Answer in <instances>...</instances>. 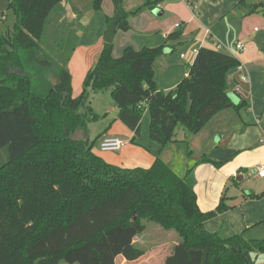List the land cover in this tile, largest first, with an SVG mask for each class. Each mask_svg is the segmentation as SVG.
I'll list each match as a JSON object with an SVG mask.
<instances>
[{
  "label": "trees",
  "instance_id": "16d2710c",
  "mask_svg": "<svg viewBox=\"0 0 264 264\" xmlns=\"http://www.w3.org/2000/svg\"><path fill=\"white\" fill-rule=\"evenodd\" d=\"M63 2L11 0L16 22L0 33V150H9V161L0 164V264L136 262L145 254L134 243L147 230L143 221L178 234L181 242L165 264H256L264 254V221L241 233L228 225L209 232L206 222L229 207L222 201L214 212L199 209L196 166L182 178L160 159L149 169L108 164L94 153L87 129L100 119L91 94L110 91L118 120L135 138L147 109L150 138L160 146L174 141L179 125L197 136L232 107L229 78L239 61L202 48L190 78L166 92L156 86L155 68L167 44L182 40L181 29L166 45L128 46L119 58L106 44L73 98L68 65L84 31L80 21L87 10L100 11L104 0L83 11L74 6V21L64 18ZM112 2L121 17L117 30L129 32V20L159 1L131 12L125 0ZM256 13L264 14V3L250 7ZM69 38L75 40L70 46ZM50 74L58 78L55 87L47 82Z\"/></svg>",
  "mask_w": 264,
  "mask_h": 264
},
{
  "label": "crops",
  "instance_id": "0c3cea01",
  "mask_svg": "<svg viewBox=\"0 0 264 264\" xmlns=\"http://www.w3.org/2000/svg\"><path fill=\"white\" fill-rule=\"evenodd\" d=\"M140 1L142 6L147 2H159L154 9H145L132 17L129 20V32L121 31L123 39L126 38V42L119 47L122 54L128 46L141 50L166 45L170 34L183 29L182 40L168 43L164 54L157 61L155 82L159 90L172 91L190 78L191 68L197 58L193 54L194 49L216 50L212 43L206 41V30H210L226 47L224 51H216L237 59L241 69H236L229 78L228 97L232 107L217 114L197 136L188 134L182 127L181 138L175 137L173 142L162 147L151 140L150 133L142 134L143 122L148 125L151 123L148 109L137 138L122 122L114 120L100 141L104 137H117L129 144L120 151L123 153L120 159L111 164L125 169H149L160 159L173 170L177 167L179 172L176 174L182 178L190 166H196L193 181L199 209L204 213L214 212L222 201L229 207L225 213L206 222L209 232L215 233L222 225H228L234 233H241L262 223L264 180L257 178L255 173L264 165V14H250V7L255 4L249 0ZM126 3L125 0V10L133 11L126 8ZM63 6L66 7L65 0ZM114 9L113 16L98 14V27L94 35H90L89 29L82 24L84 17L80 21L84 31L79 32L80 42L68 65L72 75L73 98L82 93L83 87L80 88V85L84 84L88 72L94 68L106 46L109 19L117 16L115 6ZM69 18L75 20L76 15L72 14ZM136 22H142L138 30ZM237 41L245 42L247 49L235 56L233 45ZM182 55H185V59L181 58ZM113 56L119 58L114 55V50ZM186 73H189L188 78H185ZM244 76H248V81H242ZM47 82L55 87L58 78L50 74ZM175 148L185 155L180 166L171 161L170 152ZM203 159L210 162H201ZM215 163L222 165L217 166ZM246 179H253L255 186L242 187ZM246 189L250 192L246 193ZM139 239L136 238L134 243ZM145 256L146 253L134 263L141 262ZM120 258H117V264ZM256 264H264V254L258 255Z\"/></svg>",
  "mask_w": 264,
  "mask_h": 264
},
{
  "label": "rangeland",
  "instance_id": "374dc122",
  "mask_svg": "<svg viewBox=\"0 0 264 264\" xmlns=\"http://www.w3.org/2000/svg\"><path fill=\"white\" fill-rule=\"evenodd\" d=\"M10 1L11 0H0V19H1L0 32L4 34H6L8 31H12L14 24L16 22V17L14 16L13 12L8 10ZM126 1H127L126 8L130 10H135L140 6H142V2L140 0H126ZM249 1H252L253 4L260 2L264 3V0H249ZM91 2L92 0H74V2L71 0H65L66 14L64 18L67 21H74L73 18L72 19L69 18V16L71 17V15L74 14L73 7L75 6L76 8H79L80 10L83 11L85 10V7L91 4ZM114 11L115 9L113 2L111 0H105L102 4L100 11L98 12L92 10L86 11L84 18L82 20V24H84L89 29L90 35H94L98 27V18H99L98 14L101 15L106 14L107 16H113ZM141 24L140 22H136L137 30L139 29V27H141ZM123 35L124 34L121 31L116 32L115 35L113 50H114V55L117 57H120L122 55V52H120L119 47L122 45V43L124 44L126 42V38L123 39ZM71 37L74 36L71 35ZM69 39H70L69 46L72 45V43H75L74 39L72 38ZM99 58H97L96 64L99 61ZM75 78L78 83L77 71ZM80 82L81 79L79 78V83ZM81 87H83V85H80V88ZM230 96H232V94ZM91 107L94 113H96L97 115L98 114L101 115V118L96 122H91L87 124L90 143L92 144L94 142L93 151L99 154L105 162L107 163L109 162L111 164L112 161L115 162L119 160L121 157L120 155H122L123 153L122 152L102 153L100 151V139L101 136L107 132L108 127L111 126L114 120L118 119V113H119L118 106L113 100L110 92H102L98 94L96 93L91 94ZM106 114L109 115L105 116ZM181 129L182 126L179 125L175 133L176 138L177 137L181 138L180 137L182 136L180 135ZM145 133L147 134L150 133V124L148 125L143 122L142 134ZM184 149H186V146H184ZM170 153L172 154L171 161L174 163L177 162L176 166H180V164L183 162V159L185 158V155L182 154L180 150H178L177 148H175ZM8 161H9L8 148L0 150V164L4 165ZM174 168H175L174 171L178 173L179 169H177V167ZM253 185L255 186V182L253 179H246V181L242 183V187L244 188L251 187ZM245 192L248 193L250 192V190L246 189ZM143 223L147 226V230L140 237L139 240H136V245L146 253L145 258L141 262H137V263L127 262L122 258H120L118 260V264H165L166 259L173 254V248L175 243L180 241L178 234L175 231H167L160 225L151 221H143ZM60 264H66V263L61 262Z\"/></svg>",
  "mask_w": 264,
  "mask_h": 264
},
{
  "label": "built area",
  "instance_id": "2783aa9c",
  "mask_svg": "<svg viewBox=\"0 0 264 264\" xmlns=\"http://www.w3.org/2000/svg\"><path fill=\"white\" fill-rule=\"evenodd\" d=\"M177 28H180V25H177ZM206 41L212 43L216 50L218 51H224L226 47L223 43H221L210 30H206ZM247 49V45L245 42L237 41L233 45V51L235 56L245 52ZM201 48H196L193 50V54L197 57L200 53ZM182 59H185V55L181 56ZM241 69V66L239 67ZM189 77V73L185 74V78ZM242 81L246 82L248 81V76L242 77ZM129 143L123 139L117 138V137H104L100 141V151L102 153H109V152H120L125 147H127ZM255 176L259 179L264 180V165L259 167L256 170Z\"/></svg>",
  "mask_w": 264,
  "mask_h": 264
},
{
  "label": "water",
  "instance_id": "95a60500",
  "mask_svg": "<svg viewBox=\"0 0 264 264\" xmlns=\"http://www.w3.org/2000/svg\"><path fill=\"white\" fill-rule=\"evenodd\" d=\"M120 21H121V17L119 15H117L112 20V22L110 23L108 31L106 33V37H105V43L107 45H113L114 39H115V35H116V32H117V27H118V24H119ZM238 180H240V179H238Z\"/></svg>",
  "mask_w": 264,
  "mask_h": 264
}]
</instances>
